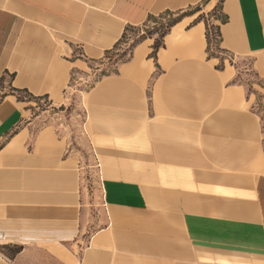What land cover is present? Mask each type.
<instances>
[{
	"label": "crops",
	"instance_id": "obj_1",
	"mask_svg": "<svg viewBox=\"0 0 264 264\" xmlns=\"http://www.w3.org/2000/svg\"><path fill=\"white\" fill-rule=\"evenodd\" d=\"M198 4L224 18L212 17L221 53L251 58L264 79V0H0V82L61 104L71 74L112 50L127 26ZM199 12L176 22L153 56V41H140L85 93L92 135L143 132L153 155L138 150L146 169L134 173L125 148H101L100 206H88L65 137L36 127L14 93L0 97V264H264L263 147L259 171L240 172L242 137L260 119L242 111L235 67L207 55ZM260 91L264 100V83Z\"/></svg>",
	"mask_w": 264,
	"mask_h": 264
},
{
	"label": "rangeland",
	"instance_id": "obj_2",
	"mask_svg": "<svg viewBox=\"0 0 264 264\" xmlns=\"http://www.w3.org/2000/svg\"><path fill=\"white\" fill-rule=\"evenodd\" d=\"M202 9L203 5L198 4L181 11L164 12L162 14L152 15V17H149L140 25L129 27L116 47L106 52L101 59L89 61L85 69L77 72L75 71L71 74L70 83L65 90V100L61 104H51L46 98L40 96L36 97L24 91H16L8 87L4 82H0V97H2L3 94L14 93L19 100L27 102L26 108L29 111V118L35 120L34 123L36 127L42 126L43 124L53 125L58 133L67 140V149L77 154L80 158L83 185L88 193L90 202L88 206L90 209L94 206H100V186L104 176L100 171V168L104 165V158L100 151L101 148H125L128 151L124 152L127 154L124 155L126 160L120 157L123 155L119 154L118 157L112 159L120 163L124 160L126 162L123 163L126 164L130 161L134 173H139V170L144 171L146 169L144 163L140 160L141 158L138 159L137 153L139 151H141L143 155H151L149 158H152L153 155L149 150L146 151L147 147H149V142L147 137L142 135L144 134L143 132L141 135L138 134L124 141L99 139L92 135L85 119V93L88 92L93 84L102 76L116 72L117 66L131 57L133 48L140 41L150 39L153 41L152 47L155 44L160 46L163 41V36H165L174 25L170 26V24L199 11L201 12L196 14V18L193 21H197V17L200 16L201 19L199 20L209 26L208 36L210 42L207 55L209 57L218 56L221 58V62L217 65L218 68L222 67V58H224V61L227 60L225 62L235 67L237 73L233 82L245 88V97H243L242 100V111L251 112L260 119L257 126H251L250 123H248L251 128H255L256 126L257 132L254 133V131H249L250 133L248 135L242 137L243 165L240 172L242 176H253L259 171L256 154L258 152L260 153L262 147L264 148V100L263 94L260 91L264 79L257 78L253 73L251 58L235 61L233 57L218 51L216 44L217 36L215 35L216 30L212 28V25H215L212 23V17L217 15V10L206 13L202 11ZM151 55L153 56V51ZM243 124L245 126V121H243ZM225 138L228 140V137ZM97 155L100 162L97 160ZM121 166L122 165L117 167L121 169ZM123 166L126 167V170L128 169V165ZM154 169L153 166L149 169L151 177ZM226 170L229 171L228 168H226ZM89 234L90 232H86L84 236H88ZM34 263L61 264L55 259H34Z\"/></svg>",
	"mask_w": 264,
	"mask_h": 264
},
{
	"label": "trees",
	"instance_id": "obj_3",
	"mask_svg": "<svg viewBox=\"0 0 264 264\" xmlns=\"http://www.w3.org/2000/svg\"><path fill=\"white\" fill-rule=\"evenodd\" d=\"M218 11V8L217 9H215L214 11ZM164 12H169V11H164ZM164 12H162V13H164ZM162 13H160V14H162ZM217 16H219V15H217ZM149 17H152V15H149L146 19H148ZM197 19L199 20V19H201L200 18V16H198L197 17ZM219 19L221 20V22H223L224 21V18L223 17H221V16H219ZM178 21V20H177ZM177 21H174L172 24H170V26H172L173 24H175ZM206 25V40H207V50L209 49V36H208V29H209V26H207V24H205ZM213 27L212 28H214L216 31H215V35L217 36V42H216V44H217V49H218V51L221 53V51H220V49H219V47H218V42H219V28H218V26L217 25H212ZM129 27H132V26H127L126 28H125V31L129 28ZM211 27V26H210ZM124 34H125V32L123 33V35H122V38H123V36H124ZM164 37V36H163ZM122 38L119 40V42L122 40ZM163 40V39H162ZM118 42V43H119ZM117 43V44H118ZM163 45V41H162V43H161V45L160 46H158V45H153V55L155 54V52L161 47ZM115 47H116V45H115ZM16 91H24V90H16ZM24 92H26V91H24ZM27 93V92H26ZM29 94V93H28ZM31 95V94H30Z\"/></svg>",
	"mask_w": 264,
	"mask_h": 264
},
{
	"label": "built area",
	"instance_id": "obj_4",
	"mask_svg": "<svg viewBox=\"0 0 264 264\" xmlns=\"http://www.w3.org/2000/svg\"><path fill=\"white\" fill-rule=\"evenodd\" d=\"M231 58V57H230Z\"/></svg>",
	"mask_w": 264,
	"mask_h": 264
}]
</instances>
